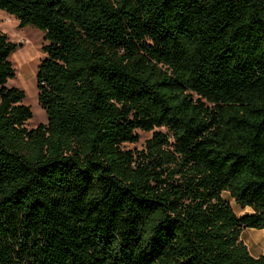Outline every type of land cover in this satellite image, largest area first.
<instances>
[{
    "label": "trees",
    "instance_id": "trees-1",
    "mask_svg": "<svg viewBox=\"0 0 264 264\" xmlns=\"http://www.w3.org/2000/svg\"><path fill=\"white\" fill-rule=\"evenodd\" d=\"M0 10L44 33L47 115L26 126L0 32V264H264L241 239L264 230V0Z\"/></svg>",
    "mask_w": 264,
    "mask_h": 264
},
{
    "label": "rangeland",
    "instance_id": "rangeland-1",
    "mask_svg": "<svg viewBox=\"0 0 264 264\" xmlns=\"http://www.w3.org/2000/svg\"><path fill=\"white\" fill-rule=\"evenodd\" d=\"M0 32L6 33L9 40L17 44L16 50L9 57L16 70V75L9 80L8 85L17 87L26 94L24 103L29 105L33 112V117L26 126L33 128L40 123H46L47 115L38 102L36 82L38 65L45 56L42 51V46L46 43L44 33L30 25L24 28L19 27V21L3 10H0ZM155 130L167 131L165 128H155ZM138 133L140 140L137 143H125L123 145L125 149H145L146 141L153 136V131L138 130ZM223 195L231 202L238 216L252 211L250 207L242 208L237 205L228 193ZM241 239L246 243L253 256H264V230L244 229Z\"/></svg>",
    "mask_w": 264,
    "mask_h": 264
}]
</instances>
